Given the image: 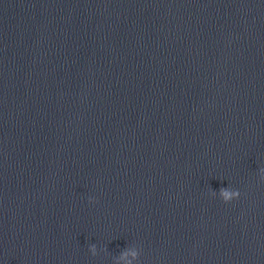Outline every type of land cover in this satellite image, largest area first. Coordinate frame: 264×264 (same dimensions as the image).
<instances>
[{"label":"water","instance_id":"95a60500","mask_svg":"<svg viewBox=\"0 0 264 264\" xmlns=\"http://www.w3.org/2000/svg\"><path fill=\"white\" fill-rule=\"evenodd\" d=\"M261 168L264 0H0V249L264 264Z\"/></svg>","mask_w":264,"mask_h":264},{"label":"clouds","instance_id":"9594fccd","mask_svg":"<svg viewBox=\"0 0 264 264\" xmlns=\"http://www.w3.org/2000/svg\"><path fill=\"white\" fill-rule=\"evenodd\" d=\"M260 172L264 173V168H261V169H260ZM262 179H264V177H262ZM221 192H222V193H226L227 190L224 189V188H222V189H221ZM235 195H236L237 198H239L240 193H239L238 190L235 192ZM89 199H90V201H91V200H93L94 198H93V197H90ZM95 247H96V246H95L94 244L91 245V248H92V250H93V253L95 252Z\"/></svg>","mask_w":264,"mask_h":264}]
</instances>
